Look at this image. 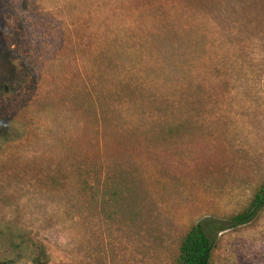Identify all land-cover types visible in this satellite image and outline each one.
<instances>
[{"label": "rangeland", "instance_id": "374dc122", "mask_svg": "<svg viewBox=\"0 0 264 264\" xmlns=\"http://www.w3.org/2000/svg\"><path fill=\"white\" fill-rule=\"evenodd\" d=\"M263 180L264 0H0L6 264H173ZM211 263L264 264V210Z\"/></svg>", "mask_w": 264, "mask_h": 264}, {"label": "trees", "instance_id": "16d2710c", "mask_svg": "<svg viewBox=\"0 0 264 264\" xmlns=\"http://www.w3.org/2000/svg\"><path fill=\"white\" fill-rule=\"evenodd\" d=\"M111 196L113 198L116 195L111 192ZM263 210L264 180L241 211L227 215L217 222L203 220L192 224L179 242L178 253L173 264H212L217 235L253 222ZM33 261L36 264H45L47 256L44 250L38 251ZM0 264H6V261L0 258Z\"/></svg>", "mask_w": 264, "mask_h": 264}]
</instances>
